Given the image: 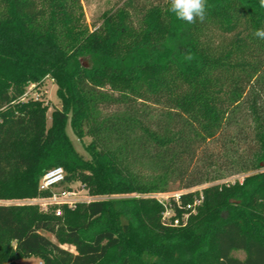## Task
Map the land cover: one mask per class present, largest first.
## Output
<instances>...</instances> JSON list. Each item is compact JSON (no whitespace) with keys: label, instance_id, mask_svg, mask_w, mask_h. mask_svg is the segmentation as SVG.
<instances>
[{"label":"trees","instance_id":"1","mask_svg":"<svg viewBox=\"0 0 264 264\" xmlns=\"http://www.w3.org/2000/svg\"><path fill=\"white\" fill-rule=\"evenodd\" d=\"M169 7L123 0L96 25L82 0H0V200L19 201L0 202V264H264V7L207 0L193 24ZM45 79L49 124L26 95ZM56 166L94 198L23 203ZM224 168L242 178L214 182ZM176 184L207 185L181 195H202L185 221L172 202L174 225L153 195Z\"/></svg>","mask_w":264,"mask_h":264},{"label":"rangeland","instance_id":"2","mask_svg":"<svg viewBox=\"0 0 264 264\" xmlns=\"http://www.w3.org/2000/svg\"><path fill=\"white\" fill-rule=\"evenodd\" d=\"M122 2H123V0H82L87 22L89 24L98 25L100 23V17H101V14L103 11L113 9L114 7L120 5ZM55 90H56V84L51 79H45L42 84H40L36 88L34 87L32 90V95L34 97L40 98L42 100L43 104H47V106H48V109L46 112L47 124H49L51 121L50 115H51V111L53 110V108L61 106V102L57 98V96L55 94ZM66 132H67L68 136L71 138L76 150L79 153L83 154L85 157H87L88 155L84 149V144L87 143L90 138L85 137L83 140H79L71 131L69 124H67V126H66ZM225 169L226 168H224L220 172V176H222V178H220L219 180H216L214 182H220V181L221 182H223V181L233 182V180H235V179L240 180L242 178V174L241 173H235L234 169H232V168H228V170H225ZM206 185L204 184V185L194 186L191 189L200 190L203 187H205ZM173 189H174V191L177 190V184L173 186ZM63 193H65V195H62ZM53 194H56L57 197H61L59 199H62L63 202H65L64 204H66V201L67 202L68 201L69 202L83 201V200L87 201V200H91L92 198H94L90 194L89 190L87 189V187L83 183H81L78 180H75V181H71L70 183L61 182L58 185H56L54 187V189H52V191H50L49 196H47L43 200V201H46L45 203L48 202V204H42V202L34 201V199H38V197L33 198L32 201L24 200L22 202L23 203H25V202L37 203L45 211H50L53 209L54 212H56L57 209H60V212H62V209L60 208V206L63 205V202L57 201V202H54V204H53V200H51V201L48 200V199L53 197ZM0 202H2V203L3 202H6V203H8V202L15 203L16 202V203H18L19 201L0 200ZM53 206H56V207L53 208ZM64 247L70 249L71 251H74L73 246L64 245ZM230 255L232 257H235V258L242 260L245 258L246 252L244 249H233V250H231ZM20 262L29 263V264H36V263H38V259L31 257L28 259H23Z\"/></svg>","mask_w":264,"mask_h":264},{"label":"built area","instance_id":"3","mask_svg":"<svg viewBox=\"0 0 264 264\" xmlns=\"http://www.w3.org/2000/svg\"><path fill=\"white\" fill-rule=\"evenodd\" d=\"M33 87L30 86L29 89L31 90V88ZM27 96H33L32 92L26 93ZM34 97V96H33ZM38 98V97H35ZM25 99V97L22 98V100ZM64 178V170L62 167L60 166H56L53 167L49 170H47L41 177L39 183H38V188L41 191H52V189H54V187L56 185H58L59 183L62 182ZM189 191H194V189H189V190H176V191H168V192H159V193H155L153 196L162 203L163 207H164V211H163V219L166 223L168 224H174L177 225L179 223V218H174L173 220H171V217L175 215V211L173 209L172 206V202L175 203L179 208L181 207V195L184 193H187ZM62 195H65V193H63ZM44 198L46 197H42V198H38V199H34V201L37 202H42V204H48L45 203L46 201H43ZM61 197H57L56 194H53V197L48 199L49 201L53 200V204L54 202L57 201H61L63 202L62 199H59ZM33 200V199H32ZM30 200V201H32ZM202 201V195L200 194L198 197H194L192 201L187 202L186 204L182 205V209H184V212L182 213L181 216V220L185 221L189 214L193 211H195L196 206H198ZM76 201H72V202H67L66 204H68L69 207H73ZM65 202H63L64 204ZM60 209H57L55 214L59 215Z\"/></svg>","mask_w":264,"mask_h":264},{"label":"clouds","instance_id":"4","mask_svg":"<svg viewBox=\"0 0 264 264\" xmlns=\"http://www.w3.org/2000/svg\"><path fill=\"white\" fill-rule=\"evenodd\" d=\"M260 6L264 7V0H259ZM207 0H170L169 11L175 15L178 20L188 24L196 23L197 20L203 22L206 18ZM259 38L264 39V30H256L254 33ZM194 59L189 52L185 54V60Z\"/></svg>","mask_w":264,"mask_h":264}]
</instances>
